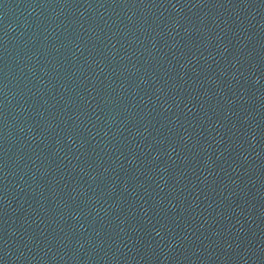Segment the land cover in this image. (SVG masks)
<instances>
[{"label":"water","instance_id":"1","mask_svg":"<svg viewBox=\"0 0 264 264\" xmlns=\"http://www.w3.org/2000/svg\"><path fill=\"white\" fill-rule=\"evenodd\" d=\"M0 264H264V0H0Z\"/></svg>","mask_w":264,"mask_h":264}]
</instances>
